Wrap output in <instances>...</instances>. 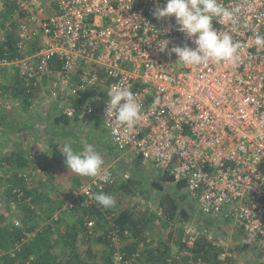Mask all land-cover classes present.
<instances>
[{"label": "built area", "instance_id": "2783aa9c", "mask_svg": "<svg viewBox=\"0 0 264 264\" xmlns=\"http://www.w3.org/2000/svg\"><path fill=\"white\" fill-rule=\"evenodd\" d=\"M9 2L14 8L0 30V42L15 27L17 54L0 59V67L18 74L28 92H36L33 106L56 105L86 125L101 119L118 150L168 171L175 183L185 182L203 215L239 225L260 247L257 262L264 264V47L255 44V35L264 34V0H219L239 9L232 21H213L218 31L230 32L240 43L238 58L200 66H184L168 51L195 45L178 30L174 16H153L165 0ZM163 40L169 41L165 52L158 46ZM113 86L131 90L142 105L132 129L107 117L106 94ZM20 176L47 180L43 165L31 163ZM114 181L111 166L102 167L100 176L75 189L60 211L91 206L93 194ZM15 191L20 198L22 192ZM85 225L91 237L99 235L94 219ZM112 225L107 237L114 264H133L143 243L126 257ZM198 235L193 230L185 238L188 247L181 254L193 255ZM34 236L27 233L24 241ZM211 238L221 248L216 261L198 256L191 264H251L222 238Z\"/></svg>", "mask_w": 264, "mask_h": 264}, {"label": "trees", "instance_id": "16d2710c", "mask_svg": "<svg viewBox=\"0 0 264 264\" xmlns=\"http://www.w3.org/2000/svg\"><path fill=\"white\" fill-rule=\"evenodd\" d=\"M4 6L0 12V28H4L6 21L11 19L14 6L9 0H0ZM14 24V22L12 21ZM16 29L6 30V38L0 42V59L3 57H14L16 50ZM0 88L4 96L12 101H17L18 106L26 113H30L35 100L36 92H28L21 83L18 74L9 75L5 67H0ZM5 108V107H4ZM53 113L50 114V122L58 130L67 129L78 119H72L62 113V109L56 105L52 106ZM9 111L0 109V128L7 135V151L0 152V250H2L3 264H114V250L111 241L107 237L114 226L119 230L123 243L122 251L126 257H132L137 253L141 243L143 248L134 258L133 264H191V258L198 256L207 261H216L221 248L209 241L203 232L198 235L192 249L193 255L181 254L188 247L185 240L184 226L189 223L196 213V206L189 201L186 191V183H175L174 178L168 171H164L158 179L152 181V187L161 192L158 201L160 216L156 213L135 212L129 206L122 209H106L97 202L87 208H81L76 204L69 211L61 212L60 209L66 203V199L54 200L42 188L46 181L34 179L26 181L20 172L31 163L39 166L40 161L30 158L31 151L25 147V141L20 140L21 126L9 120ZM60 128V129H59ZM25 134V130H23ZM7 137V139H8ZM86 141L92 142L89 136ZM113 158L119 157L121 151L115 145H111ZM137 166L143 163V158L136 156ZM43 169L50 179H53L51 168L43 165ZM75 179V180H74ZM75 181L73 189L79 188L80 178L73 177ZM116 179L113 184L106 186L102 191L104 194L115 197L116 194H125L136 197V189L139 181L130 174L126 180ZM15 189L22 192L19 198ZM98 192V193H100ZM72 195V193H71ZM17 205H13V204ZM15 207L16 211L13 210ZM59 210L60 214H57ZM15 212V213H14ZM201 212V211H200ZM16 216V217H13ZM109 216V217H108ZM205 227L209 228L215 219L209 216H201ZM94 219L96 237H91L85 225L87 219ZM159 218L161 227L168 229L176 223L181 227L176 230L175 242L179 245V252L175 254L170 244V239L148 240V226ZM18 221L17 225L15 221ZM114 227V228H115ZM126 231L128 233L126 234ZM35 232L32 239L24 241L27 233ZM100 245V246H98ZM81 246V247H80ZM99 248H98V247ZM99 249V250H98ZM252 264H262L255 260Z\"/></svg>", "mask_w": 264, "mask_h": 264}, {"label": "rangeland", "instance_id": "374dc122", "mask_svg": "<svg viewBox=\"0 0 264 264\" xmlns=\"http://www.w3.org/2000/svg\"><path fill=\"white\" fill-rule=\"evenodd\" d=\"M2 11L3 5L0 3V12ZM1 91L2 89L0 88V109L9 111V120L19 124L21 129L25 130V134L23 133L22 136L28 138V140L24 143L26 149H29V152L31 151L33 156H36V160L41 163L40 165L51 168L53 179H50L49 175L46 174L48 181L42 186L44 193L47 192L49 196L54 198V200L66 199L67 201L72 196L71 193L74 191L73 186L75 179L73 180V177L80 178L81 184L86 182L90 177L77 175L66 168L64 162L65 157L59 151L58 144L63 145L68 143L75 151H82L83 145L81 144V140H85L88 136L90 137V126L81 122H76L72 124L67 131H63L62 133H60L61 129L59 128V134L55 135L54 133L58 130H56L50 122V114L53 113V108L50 104L36 103L32 106L30 113H26L22 108H20V106H18L17 101L10 100L4 96ZM9 138L10 137H8L7 140H9ZM93 139L94 137L92 138V142H87L93 145ZM0 144H4L1 147L2 151L0 152L5 153L6 151H3L4 148H9V146H6V140H0ZM98 152L101 154L102 151ZM102 158L104 160L103 167L111 166L115 173V180L119 179L120 181H124L126 180V174L129 173V175L131 174L135 180L140 182L138 188L136 189V197L134 199H132L131 196L122 193L116 194L114 197V206L108 209L120 210L125 206H129L135 212H145L147 214L154 212L160 216L161 212L158 209V201L161 196V192L152 187V181L158 179L164 170L158 168L151 162L142 163V165L138 167L136 163V156L131 153H122L121 158L114 165H108L109 163H106V159L103 156ZM0 174H2L1 171ZM1 179L2 177H0V182ZM188 197L189 201L196 206V213L193 215L192 220L184 226L185 238L190 237L193 230L196 231V234L203 232L207 236L209 235L208 239L209 237H212L211 239L215 240L219 237L222 238L225 243L233 249V251L239 252L247 262L252 264L255 260L258 261L260 247L255 241L248 238L244 230L239 225L234 224L228 219H215L213 224L209 228H206L205 223L201 220V216H204L203 213H201L198 209L196 201L190 196ZM13 205L17 204L14 203ZM0 206L2 207V203H0ZM16 209L15 207L13 208L14 211H16ZM105 211L107 210L103 208V213ZM57 214H60L59 210L57 211ZM180 225L181 223H176L165 230L161 227L159 218H155L151 222V225L148 226V236H150L148 240L151 239L156 241L164 238L170 239L169 236H171L170 244L173 248V252L178 254L180 253V246L176 244L175 236L177 233L176 230L181 227Z\"/></svg>", "mask_w": 264, "mask_h": 264}, {"label": "clouds", "instance_id": "9594fccd", "mask_svg": "<svg viewBox=\"0 0 264 264\" xmlns=\"http://www.w3.org/2000/svg\"><path fill=\"white\" fill-rule=\"evenodd\" d=\"M238 12V8L223 6L219 0H165L163 7L155 8L153 16L157 19L174 16L178 30L192 41L195 48L184 44L168 50L169 41L163 40L162 45L158 44L159 51L168 50L174 53L177 57L176 62L184 66H200L209 62L234 63L241 45L233 40L230 32L218 31L213 26V21L217 23L232 21ZM255 44L264 47V34L255 35ZM106 95L107 117H114L118 125L132 129L140 119L142 110L136 94L127 88L113 86ZM81 144L83 150L79 152L68 143L58 144L59 151L65 157L66 168L84 177L100 176L104 165L101 154L86 140L82 139ZM93 199L105 209L115 204L114 197L103 192L94 193Z\"/></svg>", "mask_w": 264, "mask_h": 264}, {"label": "crops", "instance_id": "0c3cea01", "mask_svg": "<svg viewBox=\"0 0 264 264\" xmlns=\"http://www.w3.org/2000/svg\"><path fill=\"white\" fill-rule=\"evenodd\" d=\"M89 126H90L89 128L91 129V132L89 133L90 134L89 139L94 137L93 146L95 150H98L100 152L102 151L101 156H103L106 159V163H109L108 165H114L115 163H117V161L121 158L122 153H131V152L121 151V154L119 155V157L112 159L113 151L117 153V150L111 147L113 143L111 141L110 135L108 131L106 130L102 120L97 118L95 119L94 123L90 124ZM23 130L24 129H20V135H19L21 137L20 140L22 142L25 141V137L22 136ZM0 140H4V141L7 140V135H5V133L1 130V128H0ZM3 145L4 144H0V151H2L1 147ZM3 151H7V147L4 148Z\"/></svg>", "mask_w": 264, "mask_h": 264}]
</instances>
